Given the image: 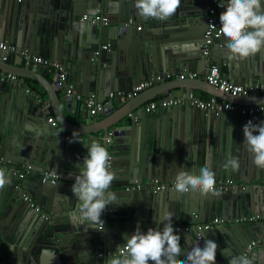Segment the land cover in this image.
I'll return each mask as SVG.
<instances>
[{
    "label": "water",
    "instance_id": "obj_1",
    "mask_svg": "<svg viewBox=\"0 0 264 264\" xmlns=\"http://www.w3.org/2000/svg\"><path fill=\"white\" fill-rule=\"evenodd\" d=\"M134 2L0 0V38L30 53L55 58L70 73L68 76L67 72V79L61 84L59 71L45 68L52 73L49 80L44 72H32L30 67L27 73H20L43 86L56 124L64 129H69L65 124L74 125L66 119L62 103L66 111H78L80 118L88 122L84 100L90 95L94 94L103 103L104 113H113L114 105L122 99L105 100L110 91H129L134 82L149 76L162 77L167 71L172 73L171 68L178 74L182 70L195 72L204 64L220 69L225 64L223 77L232 83L264 82V52L246 59L232 56L226 48V39L219 36L212 44L210 58L207 60L202 55L211 0H182L177 13L164 21L141 17ZM226 2L223 0L221 5L225 6L218 9V20L226 10ZM97 7L108 18L107 25L92 22ZM87 10V19L79 22ZM130 18L135 22L128 23ZM138 21L143 22L139 29ZM151 36L153 42L148 41ZM160 42L167 46L156 52ZM0 62L6 64V61ZM198 81L202 85L191 86L185 82L181 87L196 88L238 105L253 102L250 95L233 96L205 80ZM71 83L75 93L68 94L67 86ZM156 92L157 89H151L144 97ZM78 93L80 99L76 98ZM11 99L15 100V109L18 104L24 107L21 123L8 118ZM132 111L115 113L81 140L84 143L70 142L71 139L56 132V125L49 123L51 116L41 107V100L25 92L23 86H14L11 90L7 82L0 80V169L6 170L11 181L0 190V264H107L115 256L112 252L126 242L125 236L130 237L137 227L145 233L149 228L162 227L159 221L165 213L173 215L174 223L185 220L189 224L195 223V215L209 221L216 216L234 219L261 212L264 219V170L254 164L253 155L244 145L243 133L248 121L259 124L264 121V114L240 118L236 112L216 113L188 104L135 114ZM108 131H112L110 142L103 139ZM93 140L106 146L115 174L108 191L115 193L118 200L102 214L104 231L86 230L71 215L76 205L71 188L87 155L85 143ZM180 142H186L188 147L187 161L177 158L175 148ZM120 155H123L121 161ZM229 156L239 161L235 171L224 167ZM21 164L30 165L33 171L24 179L14 173ZM205 166L215 177L229 178L233 184L216 189L218 195L208 196L199 192L180 194L174 189L153 192L126 188L151 179L175 180L182 168L198 173ZM44 171L58 174V179L43 180ZM22 190L41 211L22 199ZM12 209L25 211L28 219L25 225L9 220ZM179 235H183L181 247L185 256L196 243L204 247L205 239H211L218 245L216 264H229L232 256H242L250 241H264V220L231 221L209 230ZM201 236L204 237L200 239ZM16 251L21 255L15 254ZM248 259L252 264H264V246L252 248Z\"/></svg>",
    "mask_w": 264,
    "mask_h": 264
},
{
    "label": "clouds",
    "instance_id": "obj_2",
    "mask_svg": "<svg viewBox=\"0 0 264 264\" xmlns=\"http://www.w3.org/2000/svg\"><path fill=\"white\" fill-rule=\"evenodd\" d=\"M181 5L182 0L134 2L141 17L161 21L175 15ZM219 20V35L226 39V48L232 56L246 59L264 52V0H227L226 10L220 14ZM80 27L83 29L85 25ZM243 133L244 145L253 155L254 164L264 170V121L259 124L248 121ZM75 136L76 132L70 142H83ZM85 144L87 155L71 188L76 198L71 215L86 230L104 231L102 214L118 200L115 193L108 191L115 180V174L110 170L112 157L106 146L96 140ZM224 167L235 171L239 168V161L229 156ZM10 182L6 170L0 169V190ZM215 185V173L207 166L200 168L198 173L182 168L175 176L174 190L180 194L199 192L203 196L218 195ZM172 216L165 213L159 221L162 227L149 228L146 233L137 227L130 237L125 236L126 242L118 247L119 255L109 258L107 264H216L218 245L211 239H205L204 247L196 243L185 256ZM229 264H252V261L246 256H232Z\"/></svg>",
    "mask_w": 264,
    "mask_h": 264
},
{
    "label": "built area",
    "instance_id": "obj_3",
    "mask_svg": "<svg viewBox=\"0 0 264 264\" xmlns=\"http://www.w3.org/2000/svg\"><path fill=\"white\" fill-rule=\"evenodd\" d=\"M18 2L25 1V0H16ZM223 0H211L210 7L207 11L208 17L203 33V44L201 46V53L204 57H208L211 52L212 44L214 43L215 39L218 38L219 35V26L220 21L218 20V9L221 7V3ZM88 15H83V19H87ZM108 18L104 15L101 10H96L95 14L92 16V22L99 23L101 25H107L108 24ZM128 23H133V19H128ZM141 26H138V29ZM108 44L102 45L103 48H106ZM10 54L18 55L22 62L24 67H30L32 69L36 68H47L49 71H59V83L61 84L67 79V71L62 65L61 62L44 57L39 54L30 53L25 49L18 48L15 44L0 39V60L1 61H7ZM198 73L196 72H187L185 74H180L179 77L181 79L184 78V76H187L189 78H195ZM157 79H160V76L156 75L153 78H150L148 80H144L139 82L138 84H135L132 86V88L129 91L126 90H116V91H110L108 93V97L114 98V97H120L121 99H131L138 95L139 92H141L144 88L149 87L153 84V82H156ZM204 79L207 81L208 84L213 85L220 89L221 91L227 92L233 96H248L252 92H264V82H256L253 84H235L232 83L223 77L222 70L216 66V65H210L207 70L204 73ZM0 80H3L7 83L14 84V85H20L21 81L17 74L12 73L10 71L1 70L0 69ZM27 91L31 92L32 95L37 97V99L41 100V98H38L39 95L35 92V90L31 88H26ZM66 92L69 94L75 93L74 85L68 84ZM77 99H80V96H76ZM44 108L50 106V103L46 100H44ZM87 112L90 115H96L103 111V103L99 100H97L96 96L94 94L90 95L84 100ZM181 104H188L190 106L202 109V110H208L213 112H233L237 110L239 115L242 116H253L256 114L263 113L264 105L260 106H254V105H234L233 103L229 101H225L223 99H219L215 96H210L207 99H201L199 96H197L194 92L188 91L184 93L182 96L178 97H164L157 100L150 101L143 110L145 112H151L158 108H169L178 106ZM48 121L52 125H56V121L50 117ZM66 138H69V136H66ZM112 138V131H108L107 135L103 137L104 141L110 142ZM110 170H111V162H110ZM14 173L18 175L20 179H24L25 177L31 175L33 173L31 166L28 164H21L17 168L14 169ZM42 179H50L51 182H55L58 179V174L52 173L49 171H44L42 174ZM216 179V189L226 188L229 185L233 184V181L229 178H217ZM174 181H159L157 179H151L144 182H135L134 184L128 185L126 188L131 190H142V191H165L168 189H174ZM21 197L29 202L30 207H33L36 211H41V207L36 204L35 201L26 193L22 192ZM42 215L44 217H48L46 212H43ZM258 218L257 214H244L242 216L236 217L234 219H225L220 216L214 217L212 220L209 221H201L196 222L193 224L189 223H173L174 227L177 229L178 234H182L185 232L191 231L193 228L196 231L201 230H209L213 228L215 225H221L226 222H252ZM263 245L264 241L259 242L257 240H252L250 243L247 244V246L244 249V252L242 253V256H246L248 258L250 251L255 246ZM110 254V253H108ZM113 255L118 254V250L112 253Z\"/></svg>",
    "mask_w": 264,
    "mask_h": 264
},
{
    "label": "crops",
    "instance_id": "obj_4",
    "mask_svg": "<svg viewBox=\"0 0 264 264\" xmlns=\"http://www.w3.org/2000/svg\"><path fill=\"white\" fill-rule=\"evenodd\" d=\"M97 9H99V7L95 8V11ZM105 10L106 9H104L103 11H105ZM85 14L88 15V10L83 15H85ZM218 15H219V13H218ZM83 21L84 20H82L81 17H79V22H83ZM138 25L142 26L143 22L142 21H138ZM141 30H142V28L139 31H141ZM151 38H152V36L148 37V41L151 40L153 42V40ZM0 39H2V38H0ZM9 42L13 43L12 41H9ZM13 44H15V43H13ZM15 45L18 48L25 49V48L21 47L18 44H15ZM164 45L165 44L160 42L159 46H157V48H155V51L157 52L159 50L158 48H160V50L164 49L167 46V45H165V46ZM174 52H177V51L174 50ZM205 58L208 60L210 58V56L205 57ZM53 59H55V58H53ZM207 68H208L207 64H204L201 69L195 70V72L198 73L195 78H197L198 80H205L204 79V73L207 70ZM0 69L1 70H7L8 69L7 71H10L12 73L17 74V76L19 77V79L21 81L20 85H14V84L7 83V88H11V90H13L14 86L15 87L16 86H23L24 87V91L28 92L31 95H32V93L27 91L26 88L28 87V88H31V89L35 90V92L39 95L38 98H41V107L44 109V103H45L44 100L49 102L46 90L37 81H35L33 79H29L27 77H24V76L20 75V73H24V72L27 73V70H26L27 68L24 67L23 62H22L21 58L18 55L10 54L9 57H8V60L6 61V64L0 62ZM225 69H226V65L224 64L223 68L221 70H225ZM31 70H32V72H44L45 77L48 80L52 76V73L51 72H47L45 70V68H40L39 67V68H36V69H31ZM66 71L68 72V76H69V74H70L69 71L67 69H66ZM170 72H172V73H169L167 71L164 74V76L160 77V79H157V81L153 82L152 85H150L147 88H144L141 92L138 93V96H136L135 98L122 99L121 102H117L114 105L113 113L111 111L108 112V113H104V111H102V112H100V113H98L96 115H90L87 112L88 122H85V120L80 118V113L78 111H75L74 113L66 111L65 104L62 103L63 113H64L66 119L74 126H71L69 124H65L66 127L69 128V129H64L61 125L56 124V132H61L65 137L69 136L68 139H71L72 136H73V133L75 131H78L76 133L75 138L78 139V140H83V139H85L86 136H90L89 134H91L92 131L97 130L102 125L103 122H105L107 119H109L111 116H113L115 113H118L119 111L133 110L132 113L135 114V112H141V110H143V108L150 101L157 100V99L164 98V97H178V96H182L184 93H186L188 91L194 92L201 99H207L210 96H212V95L206 93L205 91L198 90L196 88L181 87V86H183V84L185 82L188 83L191 86L202 85V83H200L198 80L191 79V78H189L187 76H184L183 79H181L179 77L180 74H185L187 72L182 70L178 74H175L173 72L172 68H171ZM223 75H224V73H223ZM37 77L41 78L39 75H37ZM153 77H155V76H152V77L149 76V78H146L144 80H148V79L153 78ZM144 80H142V81H144ZM230 82H232V81H230ZM135 84H138V83L134 82L133 85H135ZM189 85H187V86H189ZM204 85L207 86L205 83H204ZM151 89H157V92L153 96L150 95L148 98H145L144 97L145 94L148 91H150ZM78 95L80 96L81 94L78 93ZM250 96L252 97V101L253 102L251 104H248V105H254V106L264 105V98H260L261 96H264V92H252V93H250ZM111 99H113V98H111ZM111 99L108 97V95L105 98V100H111ZM133 100H135L134 104H132ZM10 102H11L10 105H11L12 108H11V114L8 115V118H13V119L17 120L19 123H21L22 122L21 121V117L24 116L23 115L24 114V107L22 109V106L18 104L16 109H15V100L11 99ZM136 105H138L137 108H136ZM234 105H238V104H234ZM45 111L47 112L48 116L53 117L54 120H55L53 108L51 107V105L49 107H47L45 109ZM233 112L238 113L237 110H235ZM263 114H264V112L260 113V114H256V115H260L261 116ZM253 116H255V115H253ZM239 117L240 118H246V117H249V116L239 115ZM251 117L252 116H250V118ZM140 132H142V129L140 130ZM185 143L180 142V143L176 144L175 152L177 154V158H179L180 161H182L183 159H186V161H187L189 159V155L187 156V153L189 152V150H188V147H187V145ZM110 152H112V149H111ZM122 156L123 155H120V157H118V160L121 161L120 158H122ZM111 171H113V170L111 169ZM216 177H219V176H216ZM17 200H19V198ZM254 214H257L258 218L256 220L252 221V223L264 220L261 212H255ZM237 217H239V216H237ZM194 218H195V223L196 222H201V221H208V220H204L203 217L198 218L197 215H195ZM205 219H207V218H205ZM9 220L17 221L18 224H22V226H23V225H25L27 223L28 219L25 216V211H18L17 209H12L10 211ZM4 223L6 224V222H4ZM176 223H187V222H185V220H180V221H178ZM249 223H251V222H249ZM191 231H193L195 233L198 232L194 228ZM179 236L182 238L183 235H179ZM15 254H18L20 256L21 252L17 253V251H16ZM117 255L118 254H116L115 256H117Z\"/></svg>",
    "mask_w": 264,
    "mask_h": 264
}]
</instances>
